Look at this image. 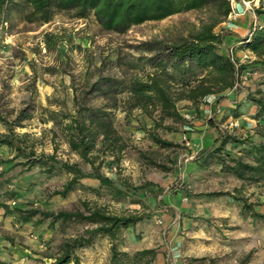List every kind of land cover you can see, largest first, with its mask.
Segmentation results:
<instances>
[{
	"label": "rangeland",
	"instance_id": "1",
	"mask_svg": "<svg viewBox=\"0 0 264 264\" xmlns=\"http://www.w3.org/2000/svg\"><path fill=\"white\" fill-rule=\"evenodd\" d=\"M237 2L234 0L233 5ZM240 2L242 5L248 2L256 18L258 15L255 10L264 7V0ZM254 3L256 6H253ZM197 17L198 14L194 12L180 14L133 27L125 35L103 31L94 19L75 20L70 15L57 16L53 23L44 26L27 25L14 20L7 26L8 30L4 31L0 27L2 110L17 111L31 106L40 109L39 114L43 108L72 111L75 97L80 101L85 98L88 105L111 113L114 125L126 145L123 152L115 156L109 150L100 153L98 163L104 161L101 172L116 181L118 186L122 180L136 187L153 184L145 190H132L127 197L117 198L101 188L98 180L85 178L67 197L55 195V191L63 190L73 178L60 169L62 162L79 164L85 173H91L92 167L70 150L62 136L52 143L49 130L54 128L53 123L42 124L40 115L35 114L33 120L26 122L28 126L18 132L31 133L33 138L38 139L35 142L38 153L55 154L60 163L51 174L45 173L41 167L28 169L20 164L24 161L22 159L5 162L12 159L13 154L7 147H0V264L52 263V257L58 254L62 243L82 235L86 226L60 222L52 226L51 220L40 222V216L23 223L22 213L33 208L54 212L85 211V202L92 208H106L117 215L152 214L150 219H145L124 233L123 244H118L121 252L134 255V248L141 243L155 245L153 249H162L166 264H178V259L184 263L189 260V264H232L228 261L231 259L229 254L224 256L219 250L222 245L228 244L231 248L227 251L238 262L264 264V220L252 218L248 211H244L242 201H248L258 213L256 207L264 206V183L243 188L240 192H234V195L224 192L215 183L229 182L217 179L221 174L216 171L220 168L216 159L211 163L213 175L209 176V183L203 189L201 187L202 176L197 172L200 162L196 161L197 155L193 153L191 134L199 131L200 124L213 121L214 113L204 112L208 103L201 101L194 105L181 100L177 103V109L185 122H161L158 111L152 117L144 114L138 100L131 94L136 79H144L153 73L148 61L151 54L146 52L144 43L175 40L187 33L190 25L197 22ZM45 34L58 35L62 39L56 49L46 48ZM236 61L241 62L237 57ZM247 78L243 75L238 81L240 87L235 90L249 89ZM107 80H111L114 85L111 92L105 86ZM188 80L194 79L190 77ZM97 83L100 84L95 86ZM183 84L181 77L177 76V80L172 83L173 93L182 94ZM101 85L103 90L99 94L93 93ZM34 87L36 96H33ZM253 94L251 96L262 97L257 96L260 94L258 91ZM156 121L161 122L160 127L156 126ZM168 126L175 130L168 131L165 128ZM144 129L151 130V133H146ZM221 129L227 131L223 126ZM260 131L264 132V128ZM0 132H6L1 122ZM152 134L175 143L176 147H159L153 142ZM186 141L191 143L190 147ZM159 189L163 190L162 195L158 194ZM213 193L222 195L210 196ZM203 195L220 198L219 201H226L227 198L233 200L237 207L235 212L241 210L242 218H235L231 222H208L204 227L197 216L201 212ZM159 200L164 201L174 212L157 209ZM208 230L211 234L202 233ZM96 241L100 243L102 238ZM203 241L205 243L202 244ZM255 245L258 248H254L249 256L246 249ZM215 246L218 250L213 253ZM100 247L107 248L108 244L104 242ZM82 253L83 249L77 254L82 256ZM222 259L228 262L221 263ZM83 261L80 258V264ZM139 264L156 262L151 255H147Z\"/></svg>",
	"mask_w": 264,
	"mask_h": 264
},
{
	"label": "trees",
	"instance_id": "2",
	"mask_svg": "<svg viewBox=\"0 0 264 264\" xmlns=\"http://www.w3.org/2000/svg\"><path fill=\"white\" fill-rule=\"evenodd\" d=\"M192 12L198 14L197 22L190 25L185 35L168 42L144 43L146 52L151 54L148 61L153 73L144 79H136L131 91L144 114L152 117L158 111L161 122L172 120L184 123L185 119L177 109L179 101L187 100L198 105L199 102H207L208 97L216 95V101L219 103L226 99L223 94L234 89L245 73L258 70L254 65H264V25L254 27L241 40L245 48L256 56L252 67L246 64L236 67L230 52L229 55L222 53L225 39L232 36V33L217 29L226 23L232 14V0H0V27L6 31L7 26L14 20L27 25L44 26L53 23L57 16L70 15L75 20L94 19L103 31L125 35L133 27ZM255 12L257 15H264V7L261 6ZM61 40L58 35L45 34L44 42L48 50H53ZM177 76L184 82L183 93L179 95L173 93L172 87ZM190 77L194 80H188ZM105 86L109 92L114 88L111 80H107ZM101 90L102 85L98 91L94 89L93 93L99 94ZM36 95L34 87L33 96ZM248 99L258 106L256 118H264V98L249 96ZM39 110L26 106L17 111H3L0 106V122L6 128L5 133L0 132V147H7L13 154V158L5 162L22 159L24 161L20 164L24 167L28 169L41 167L45 173L51 174L57 170V164L60 163L57 156L45 152L38 153L35 143L38 139L33 138L31 133H20L18 130L26 128L28 126L26 122L33 120L35 114L40 115L42 124L52 122L54 128L49 130L51 142L62 136L70 150L92 167L91 173H85L79 164L62 162L60 169L71 174L73 178L63 190L55 191V195L67 197L85 178L98 180L101 188L108 190L112 197L117 198L127 197L128 192L132 190L138 192L153 185L148 183L136 187L122 180L118 186L116 181L101 172L104 161L98 163L100 153L109 150L111 155L115 156L122 153L126 147L123 137L114 125L111 113L106 109L88 105L85 98L80 101L76 96L72 111L43 108L39 114ZM161 122L156 121V126L160 127ZM211 122L213 124V121ZM165 128L168 131L175 130L170 126ZM144 131L151 133L148 129ZM260 135L263 141L255 144L250 138L239 139L219 130L218 139L212 146L202 150L196 156V161L200 162V168L207 169L217 159L223 172L243 182L241 189L263 184L264 132L260 131ZM151 136L153 142L161 148L176 147L171 141L163 140L154 134ZM229 143L247 145L241 152L250 161L231 157L225 150ZM54 150L56 151L57 147ZM241 189L234 192H240ZM162 192L163 190L159 189L158 194L162 195ZM221 195L222 193H213L210 196ZM242 201L244 211H248L252 218L264 220V214L255 212L248 201ZM83 205L85 211L54 212L33 208L22 213L23 223H29L36 216H40V222L51 220L52 226L59 222L86 226L82 235L62 243L50 264H80L78 251L92 246L99 238H106L111 243V264H139L147 255H151L153 261L156 259L157 249L139 251L134 255L118 249V244L124 242V233L145 219H150L151 213L117 215L110 213L106 208H92L86 202ZM157 209L168 213L174 212L161 200L158 201Z\"/></svg>",
	"mask_w": 264,
	"mask_h": 264
},
{
	"label": "crops",
	"instance_id": "3",
	"mask_svg": "<svg viewBox=\"0 0 264 264\" xmlns=\"http://www.w3.org/2000/svg\"><path fill=\"white\" fill-rule=\"evenodd\" d=\"M232 6V26L230 24L224 23L217 29L218 31L226 30L232 33V36L226 37L224 43L225 48L222 50V53L228 54L230 51H232L237 58H240L241 64L246 63V65L252 67L251 65L255 61L256 56L253 52L245 48L241 40L245 38L254 27L264 25V15H258L257 18L254 17V14L251 11L246 10L240 0H238L236 4H232ZM253 6H256V4L254 3ZM244 59L248 60L245 61ZM254 66H257L258 70H256L255 72H248L251 75V77L247 78V80L249 79V82L246 83L249 89L242 88L240 90H235L234 88L227 90L223 94L226 96V99L222 100L219 103H217L216 101V95L208 97V104L205 106L204 112L206 114H208L209 112L214 113L213 124L212 122L200 124V126L198 127L199 131L191 134V140L194 146L193 153H196L198 151L200 153L202 150L212 146L219 137V130H222L221 126L227 127L230 123L234 122L237 123L238 126H240L239 129L236 128V130L229 128L226 133L233 135L239 139L250 138V140L255 144H260L263 141V138L260 135V129H263L264 127V118H256L259 110L258 106L251 102L248 97L251 96L253 92L258 91L260 92V94H258L257 96H262L264 98V85H262V83L264 82V65ZM255 79L257 80V83H255ZM259 82H261V84ZM217 127L219 128V130ZM246 146L247 145L245 144L229 143L227 144L225 150L233 158L240 157L245 161H250L249 158H247L241 152L242 149L246 148ZM197 168L198 174L202 176L200 178V183H202L201 187L203 189V187L207 186V184L209 183V181H207L209 179V176H211V174L213 175V168L210 167L207 169H202L199 166H197ZM217 170L221 174V177L218 176L217 179H225L229 182L227 183V181H224L222 183L221 181L220 183H215L218 185V187H221L224 192H229L231 195H234V191L242 188L243 182L241 180L223 172L221 170V166L219 169H216V171ZM219 199L220 198H210L206 195L202 196V204H200L201 212L197 216L201 218L199 221L202 222L204 227L208 222L213 223L218 222V220L222 222H231L235 220V218H237V220L242 218L240 215L241 210H239L238 213L235 212L237 210V207L235 205L236 202H234L233 200H229V198H227L226 201H219ZM256 209L258 213L264 214V206H258L256 207ZM249 220H251L250 217ZM202 233L211 234V231H202ZM104 242L108 244L107 248L100 247ZM203 243L205 242L203 241L202 244ZM140 245L134 248L135 252L155 248V245ZM262 247L264 248V244ZM110 248L111 243L108 239L102 238V241H100V243L99 241H96L92 246L83 249L84 253H82V256L78 255L82 260H84L83 262H81V264H111L112 255ZM229 248L231 247L228 244H225L222 245L221 249L219 250L224 256L229 254L231 259L228 261H230L232 264H256L254 262H238L236 257L231 255L229 251H227ZM254 248H258V246L255 245L246 249L248 250L247 252L249 256L250 253L254 251ZM217 250L218 249L215 246L214 251L212 252H217ZM157 251L158 254L156 259L154 260V263L156 262V264H166L165 253H163L162 249ZM203 252L209 251L203 250ZM83 255H85L86 257H83ZM177 261L178 264H189V260H186L185 263L181 259H178ZM228 261L222 259L221 263H226Z\"/></svg>",
	"mask_w": 264,
	"mask_h": 264
},
{
	"label": "built area",
	"instance_id": "4",
	"mask_svg": "<svg viewBox=\"0 0 264 264\" xmlns=\"http://www.w3.org/2000/svg\"><path fill=\"white\" fill-rule=\"evenodd\" d=\"M234 3V0H232V4ZM244 7L246 10H252V7L250 6V4L248 2H244ZM232 14L230 15L229 19H228V23L227 24H230L232 26ZM230 56H231V59H232V62L235 64L236 67H239L240 63H238V61H236V56L234 55V53L232 51H230ZM250 75V73H245L244 76L245 78H247V76ZM240 87V83L238 82L236 85H235V89ZM238 127V124L237 123H230L227 127H223L225 128V130H229V128L231 129H236ZM186 140V139H185ZM186 145L187 146H191V143L189 141H186ZM199 154V151L195 153V155H198Z\"/></svg>",
	"mask_w": 264,
	"mask_h": 264
}]
</instances>
